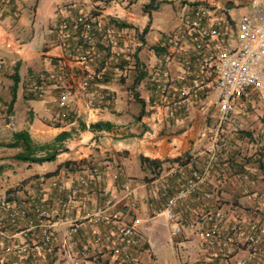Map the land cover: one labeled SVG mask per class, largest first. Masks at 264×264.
I'll return each mask as SVG.
<instances>
[{
    "label": "crops",
    "instance_id": "obj_1",
    "mask_svg": "<svg viewBox=\"0 0 264 264\" xmlns=\"http://www.w3.org/2000/svg\"><path fill=\"white\" fill-rule=\"evenodd\" d=\"M148 1L119 4L116 0H16L8 6L9 10L17 11L16 17L8 14L0 19V144L9 143L12 134L19 131L27 132L37 144L51 143L59 134H68L58 145L54 161L41 164L13 161L10 157L15 152L7 159L0 158V182L5 187L0 199H6L9 189L17 187L6 204L13 207L17 204L27 212L13 227L0 210V264H117L110 247L119 228L133 218L140 220L136 228L138 249L145 264L199 260L208 249L202 245L198 233L185 230L173 246L170 237L173 224L160 213L194 170L204 173L199 193L211 195L212 209L221 208L228 222L264 221V207L247 195L253 182L247 177L249 172L261 179L256 181L264 190V126L255 134L260 144L249 145L238 138L237 129V123L246 121L247 115H231L219 135L218 162L207 171L205 136L214 127L218 91L211 87L190 94L181 108L171 114L178 90L187 87L196 73L197 59L192 54L190 67L184 66L180 53L164 38L173 26L180 24L179 8L187 17L205 8L214 17L237 20L251 11V0H155L157 9L147 13L143 7ZM258 7L264 9V0H258ZM80 13L97 16L111 29V34L118 38L122 56L112 62L101 85L109 99L108 110L92 113L79 105L77 115L63 118L55 86L74 85L83 73L76 75L69 69L56 31L64 20ZM116 24L125 27L119 29ZM141 33L147 42L145 47L155 45L163 52L158 54L151 47L155 53L151 64L158 77L152 85L154 92L142 94L143 107H138L130 93L139 89V83L128 87L114 83L113 77L125 74L127 67L120 61L127 59V47ZM96 36L100 48V37ZM138 55L135 49L132 58ZM96 67L92 65L89 69ZM16 68L19 81L14 103L4 119L1 113L8 109L12 99ZM164 74L170 82L167 102L160 99L157 91V83ZM49 75L60 77L52 81L54 87L49 85ZM39 90L44 93L42 98L38 96ZM153 98L155 101L151 102ZM254 99L241 100L235 109L250 107ZM97 122H108L113 128L89 131L88 126ZM80 124L86 128H80ZM5 149L8 148L0 146V151ZM245 152L260 159V163L257 166L246 163ZM141 157L165 162L159 176L153 178L149 170L141 168ZM178 158L187 162L174 161ZM37 205L46 214L45 223L53 234L52 242L41 250L35 247L41 235L35 214ZM197 207L193 199L180 204L177 208L180 221L183 224L194 221ZM73 227L76 232L70 234ZM13 244L27 250L21 253L22 260L20 254L3 250Z\"/></svg>",
    "mask_w": 264,
    "mask_h": 264
},
{
    "label": "built area",
    "instance_id": "obj_2",
    "mask_svg": "<svg viewBox=\"0 0 264 264\" xmlns=\"http://www.w3.org/2000/svg\"><path fill=\"white\" fill-rule=\"evenodd\" d=\"M12 1L16 0H0V19L8 14L16 17L17 11L8 9ZM116 1L119 4L130 2ZM96 35L100 37V48L96 45ZM56 38L62 44L69 69L78 68L83 71L76 88L70 83L55 86L59 90L58 106L63 112L62 116L72 111L71 107L77 98H82L91 112L108 110L109 99L102 91L101 82L108 64L118 60L122 54L118 38L111 35V29L97 16L86 13L64 20L56 31ZM168 40L171 47L180 53L184 66L190 67L192 54L197 59L196 73L187 87L178 90L179 96L173 102L171 114L181 108L182 101L190 94L211 87L218 91L214 103V127L211 134L204 135L208 138L205 149V169L208 171L218 162L219 135L237 104L250 98L264 103V9L258 7V0H251V11L232 20L214 17L205 8H200L187 17L179 31ZM107 53L109 57L104 65L97 71H91L90 66ZM59 78L49 75L47 79L56 82ZM157 91L160 99L167 102L171 92L166 74L157 83ZM38 96H44L42 90L38 91ZM203 182L204 173L192 171L160 211L173 224L170 229L173 246L185 230H190L198 233L201 242L208 249L201 259L185 264H264V221L228 222L222 210L212 209L211 195L199 193ZM250 184L252 190L247 195L264 207V191L255 192L254 182ZM189 199H193L198 206L194 210L196 219L183 224L178 217L177 208ZM1 210L6 213L13 227L26 217L24 209L12 208L5 202L1 203ZM35 212L41 226L40 240L35 247L41 250L52 242L53 234L50 226L45 223L44 211L40 208ZM139 224V218H133L129 224L119 228L115 242L110 247V254L117 264H145L138 249L136 228ZM75 232L76 227L71 228L70 234ZM22 234L26 236V232ZM3 250L20 256L27 251L16 244ZM22 258L24 257L21 260Z\"/></svg>",
    "mask_w": 264,
    "mask_h": 264
},
{
    "label": "rangeland",
    "instance_id": "obj_3",
    "mask_svg": "<svg viewBox=\"0 0 264 264\" xmlns=\"http://www.w3.org/2000/svg\"><path fill=\"white\" fill-rule=\"evenodd\" d=\"M150 0L146 3L149 4ZM178 8V6L176 7ZM182 8H179V11L181 13V17H180V24L177 25L176 27L173 26L171 31H169L167 33V35H164V38H166L167 40H165L166 42H168V38H170V36L172 37L173 35H175V33L177 32V30H179V28L183 25V22L185 21V19L187 18V15L185 14V12L183 10H181ZM140 10L142 11V9L140 8ZM139 10V12H140ZM177 11V10H176ZM175 11L172 10L171 14L174 15ZM179 13V15H180ZM184 14V15H183ZM157 16V15H156ZM161 24V23H160ZM159 24V25H160ZM160 29V28H158ZM143 32V31H142ZM143 33L137 35V37L134 38V40L129 44V47H127V52L125 54H127V59L123 58V62L122 65L127 69L125 74H122L121 76L116 75L113 77L114 79V83H120L121 85H127L132 86L135 83H139L138 87L139 89H137V91H133L132 93H130L133 97V102L135 104L139 106H141L138 103V99H140V96H142V94H144L146 91H149L151 93L154 92L153 90V84H155V81L157 80V75H155V68L154 65H152L153 60H155V53L153 51H151V47H155V45L152 46H144L147 42L146 40L143 39ZM112 36H114L113 34H111ZM135 49H137V53L139 52L138 57L136 58L138 61V67H133V65L131 63H135V60L133 57V51H135ZM144 49V50H143ZM129 56V59H128ZM152 63V64H151ZM131 64V65H130ZM128 66H132V68H128ZM98 66L95 68V70L97 71ZM125 70V69H124ZM123 70V71H124ZM72 72L76 75H80L83 73V71L81 69L78 68H73ZM144 74L143 79L141 80V82H138V78L140 77V75ZM50 81V86H55V83ZM70 85H72V83H70ZM57 86V85H56ZM74 87H77V83H75L73 85ZM56 91H59L58 89H56ZM135 94V95H134ZM59 97V93L57 95ZM189 97V96H188ZM78 100H75L74 105L71 107L72 111L71 116H75L79 113V105L82 106L83 108H85L87 111L91 110L87 107V104L85 103V101L82 98H77ZM155 101L154 98L152 99L151 102ZM254 103L248 107H238L237 109H235L232 113V115H247V120L246 121H240L239 123H237L238 125V132H239V136L238 138L242 139L244 142H246L247 144H252L255 146H258L260 143L258 142V137L255 135L256 131L263 128L264 126V103L258 101L257 99H254ZM8 113H10V110L7 108H4L2 110V115L3 118L5 119L6 116L8 115ZM94 113V112H92ZM228 123V122H227ZM245 134H248L247 136ZM225 140V139H224ZM223 143V142H221ZM259 150L260 148L257 147ZM256 148V149H257ZM257 149V150H258ZM14 152H16L13 149H5V150H1L0 151V158H5L7 159L8 157H10L11 154H13ZM251 153L250 152H245V160H248L250 163V165L252 166H257L258 162L260 163V159H257V157H253L250 156ZM183 160H186L185 158H182ZM256 168V167H255ZM226 179H230L231 177L227 175V173L223 172L222 173ZM252 176V177H251ZM248 178H252V181L254 182V188L253 191L261 193L264 190H261V188H259V185L257 184L256 180H261L256 176H253L251 172H249V174L247 175ZM231 180V179H230ZM258 185V186H257ZM4 186L1 185L0 182V194H3L4 191ZM17 191V187H12L11 189H9V192L7 195L9 196V194H15ZM1 194V195H2ZM6 197V199H4L3 201H0V210H1V203L2 202H7V198H11V197ZM230 203V201L228 200V204ZM217 210H221V208H218ZM2 211V210H1ZM202 243V242H201ZM203 245V244H202ZM204 250V249H203ZM202 250V251H203ZM206 252V249L204 250V253ZM190 261H186V262H182L180 264H185L188 263ZM191 262H193V259L191 260Z\"/></svg>",
    "mask_w": 264,
    "mask_h": 264
},
{
    "label": "trees",
    "instance_id": "obj_4",
    "mask_svg": "<svg viewBox=\"0 0 264 264\" xmlns=\"http://www.w3.org/2000/svg\"><path fill=\"white\" fill-rule=\"evenodd\" d=\"M154 2H155V0H150L149 4H147V5H145L143 7V11L147 12V13H150L151 11L156 10L157 9V5L154 4ZM159 3H161V2H159ZM118 27L120 29V28H124L125 26L121 25V24L120 25L118 24L117 28ZM153 50L156 53H158V54L163 52L162 48H159L157 46L153 47ZM121 56H122V54H121ZM121 56H120V58H121ZM108 57H109V54L107 53V54H105L103 56V58L101 60H99L97 63L93 64V66L97 65L98 66L97 70L100 69V67H102L104 65V63L106 62ZM120 58L118 60H120ZM134 60H135V64H138L137 59L134 58ZM122 62H123V58L120 61L121 65H122ZM111 67H112V62L108 64L107 71ZM106 75H107V72H106V74H105V76H104V78H103V80L101 82V85H102L103 82L106 81ZM12 77H13L12 99H11L9 107H8V109L10 111H11V107H12V105L14 103L15 90H16L17 83L19 81L18 80V76H17V68L15 69V73L13 74ZM143 77H144V74L140 75V77L137 79L138 82L141 81L143 79ZM138 103L143 107L142 100L138 99ZM70 112L68 111L64 116H62L63 112L60 109V115L63 118H70L71 117V113ZM80 128L85 129L86 126L84 124H80ZM112 128H113V125L108 123V122H97V123L90 124L88 126V129L91 132H95V131H109ZM67 137H68V134L61 133L51 143L37 144L30 138V136L28 135L27 132L19 131V132H14L12 134V138H11V141L9 143L0 144V146L8 148V149H13V150L16 151L10 157V159L13 160V161L41 164V163H44V162L54 161L56 153H57L58 145ZM139 161H140L141 168L143 170H149L150 174L152 175L153 178H156L157 176H159V174L162 171V165L165 163V162H161V161L150 160V159L144 158V157H141L139 159ZM174 161H176L178 163H182V162H185L186 160H183L182 158H178V159H175ZM246 163L249 164L250 162L248 160H246ZM172 196H170V197H172ZM10 207L16 208V209H24V208H22L20 206H17V204H15L14 207L13 206H10ZM37 209H40V207H38V205L35 208V211ZM35 214H36V212H35ZM26 215H27V212H26ZM5 218H6L7 222H8V225L10 226L11 223L9 222L6 213H5Z\"/></svg>",
    "mask_w": 264,
    "mask_h": 264
}]
</instances>
